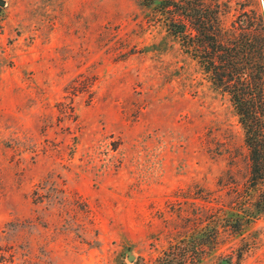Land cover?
<instances>
[{
	"label": "rangeland",
	"instance_id": "374dc122",
	"mask_svg": "<svg viewBox=\"0 0 264 264\" xmlns=\"http://www.w3.org/2000/svg\"><path fill=\"white\" fill-rule=\"evenodd\" d=\"M4 1L0 264H151L255 198L241 113L264 135V0H178L168 18L142 0ZM219 240L198 264L248 243L241 264H264V213Z\"/></svg>",
	"mask_w": 264,
	"mask_h": 264
},
{
	"label": "trees",
	"instance_id": "16d2710c",
	"mask_svg": "<svg viewBox=\"0 0 264 264\" xmlns=\"http://www.w3.org/2000/svg\"><path fill=\"white\" fill-rule=\"evenodd\" d=\"M143 5L152 8L162 17L168 18V12L171 7H178V0H142ZM179 33L184 32V27L180 26ZM240 106V105H239ZM239 113L241 109L239 108ZM243 113V112H242ZM241 113V122L245 129V142L249 149L250 175L247 180V193L251 198L247 204L241 203L240 197L229 207H221L216 210L209 224L196 226L187 236V239L181 240L178 244L171 246V249L165 250L151 264H190L191 255L201 253L196 259L198 264L204 260L205 253L208 250H216L220 244L219 234L221 228L230 229L237 235L243 236L244 232L252 226L258 217L264 213V135L261 128L254 122H246ZM248 199V198H247ZM212 227L214 231L207 233V227ZM252 244L248 243L239 247L233 256L221 258L219 264H241L245 254L250 250ZM173 248V249H172Z\"/></svg>",
	"mask_w": 264,
	"mask_h": 264
},
{
	"label": "water",
	"instance_id": "95a60500",
	"mask_svg": "<svg viewBox=\"0 0 264 264\" xmlns=\"http://www.w3.org/2000/svg\"><path fill=\"white\" fill-rule=\"evenodd\" d=\"M0 3H1V4H4V3H5V1H4V0H1V1H0ZM129 259H130V260H133V259H134V255H133V254H131V252H130Z\"/></svg>",
	"mask_w": 264,
	"mask_h": 264
}]
</instances>
